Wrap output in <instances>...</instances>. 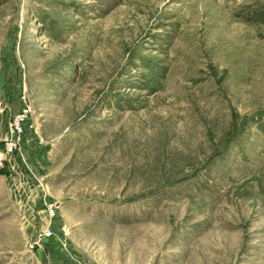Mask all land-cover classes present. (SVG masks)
<instances>
[{
    "label": "rangeland",
    "instance_id": "1",
    "mask_svg": "<svg viewBox=\"0 0 264 264\" xmlns=\"http://www.w3.org/2000/svg\"><path fill=\"white\" fill-rule=\"evenodd\" d=\"M26 104L0 264L47 204L78 264H264V0H0V138Z\"/></svg>",
    "mask_w": 264,
    "mask_h": 264
},
{
    "label": "built area",
    "instance_id": "2",
    "mask_svg": "<svg viewBox=\"0 0 264 264\" xmlns=\"http://www.w3.org/2000/svg\"><path fill=\"white\" fill-rule=\"evenodd\" d=\"M32 109L26 104L14 116L10 124V128L4 137L0 138V170L7 169L8 164H11L12 157L21 150V142L25 134L26 124L29 123ZM29 127H33L30 123ZM47 217L50 219L47 226L37 232L36 236L29 245L32 249L40 247L45 238L53 236L52 220L56 216L57 206L55 204H47Z\"/></svg>",
    "mask_w": 264,
    "mask_h": 264
},
{
    "label": "crops",
    "instance_id": "3",
    "mask_svg": "<svg viewBox=\"0 0 264 264\" xmlns=\"http://www.w3.org/2000/svg\"><path fill=\"white\" fill-rule=\"evenodd\" d=\"M25 183V182H24ZM24 193L23 195H27V190L24 189ZM26 197L24 196V199ZM27 200V205H25V209L27 207L28 210L31 212V214H33V212H35V206L36 204L34 203H31L32 200H29L28 198H26ZM24 205V203L22 204ZM46 208H47V205H46ZM45 208V210H38L37 214H38V217L36 215H32V226L35 227L38 226L40 224H43V221L45 219H43V211L46 212V215H47V209ZM63 215H57L55 216L54 220H53V223H52V227H53V230L55 231V227L59 228V229H64V226L65 225H61L63 223ZM43 228L40 227L38 230H41ZM37 230V231H38ZM61 239H53L54 237H47L44 239L43 241V244L40 246L42 247L43 249L41 250V248H37L36 250L41 253V254H44V252H46V256H48V261L50 262V264H61L60 260H65L62 264H78L79 261H81L80 259V253H77V251L74 249L72 243L70 242V240L68 241V238H67V241L63 242L62 239H65V234H61ZM66 240V239H65ZM64 244V245H63ZM44 251V252H43ZM72 259H74V261H71ZM52 260V261H51Z\"/></svg>",
    "mask_w": 264,
    "mask_h": 264
},
{
    "label": "bare ground",
    "instance_id": "4",
    "mask_svg": "<svg viewBox=\"0 0 264 264\" xmlns=\"http://www.w3.org/2000/svg\"><path fill=\"white\" fill-rule=\"evenodd\" d=\"M111 82V81H110Z\"/></svg>",
    "mask_w": 264,
    "mask_h": 264
}]
</instances>
